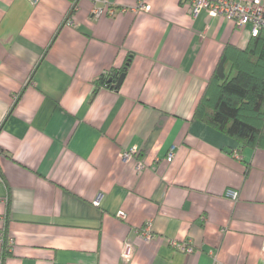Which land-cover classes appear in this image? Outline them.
<instances>
[{"label": "crops", "instance_id": "1", "mask_svg": "<svg viewBox=\"0 0 264 264\" xmlns=\"http://www.w3.org/2000/svg\"><path fill=\"white\" fill-rule=\"evenodd\" d=\"M108 3L96 18L80 0L67 25L69 0H0V264L4 238L2 264H264V150L193 117L250 27L184 0Z\"/></svg>", "mask_w": 264, "mask_h": 264}, {"label": "trees", "instance_id": "2", "mask_svg": "<svg viewBox=\"0 0 264 264\" xmlns=\"http://www.w3.org/2000/svg\"><path fill=\"white\" fill-rule=\"evenodd\" d=\"M128 59L119 71L99 76L95 91H118L117 79L125 75ZM109 79H112L109 82ZM193 117L235 140L237 154L264 150V31L252 36L244 49L226 46L195 106ZM236 155V157H238ZM10 254L3 239L1 264Z\"/></svg>", "mask_w": 264, "mask_h": 264}, {"label": "built area", "instance_id": "3", "mask_svg": "<svg viewBox=\"0 0 264 264\" xmlns=\"http://www.w3.org/2000/svg\"><path fill=\"white\" fill-rule=\"evenodd\" d=\"M30 2H34L36 0H28ZM71 3L70 15L68 20L66 21L67 25H72V14L76 12L78 8V4L80 0H69ZM95 4L101 3L103 7L96 8L94 7L92 11V15L96 18L101 17L102 15L113 16L115 14L114 9L111 8L108 3V0H92ZM184 3L188 7V13L192 16H196V14L201 11H207L210 17H218L222 16L228 21L233 22L237 27L241 28L243 26H249L251 29L252 36H256L260 31H264V5L259 0H184ZM141 10L148 11L149 7L140 4ZM106 8H108L106 10ZM135 150L131 149L128 152H124L121 154V158L124 161L131 159ZM173 154L172 151L168 154L166 161L170 163L172 161ZM142 166L140 164L137 165V170H141ZM229 197L235 199L237 197V193L233 191H229L227 193ZM141 238L145 241H148L152 238L150 233L149 224L143 227ZM186 252H192L191 249L186 248ZM213 264H221L217 255L212 256Z\"/></svg>", "mask_w": 264, "mask_h": 264}, {"label": "water", "instance_id": "4", "mask_svg": "<svg viewBox=\"0 0 264 264\" xmlns=\"http://www.w3.org/2000/svg\"><path fill=\"white\" fill-rule=\"evenodd\" d=\"M123 78H124V75H121V76L117 79V81H116V83H115V87H116V88H119V87L121 86L122 81H123ZM111 81H112V79H109V82H111Z\"/></svg>", "mask_w": 264, "mask_h": 264}]
</instances>
